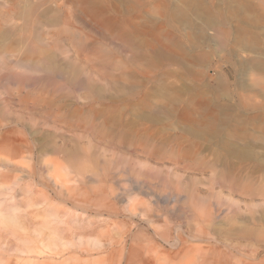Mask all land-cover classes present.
<instances>
[{
  "label": "rangeland",
  "instance_id": "rangeland-1",
  "mask_svg": "<svg viewBox=\"0 0 264 264\" xmlns=\"http://www.w3.org/2000/svg\"><path fill=\"white\" fill-rule=\"evenodd\" d=\"M48 2L0 25V264H264V0Z\"/></svg>",
  "mask_w": 264,
  "mask_h": 264
},
{
  "label": "bare ground",
  "instance_id": "bare-ground-1",
  "mask_svg": "<svg viewBox=\"0 0 264 264\" xmlns=\"http://www.w3.org/2000/svg\"><path fill=\"white\" fill-rule=\"evenodd\" d=\"M2 2H0V7L3 6V9L5 11L1 12L0 14V25H3V24H8L10 23L11 21H13L14 19H21L22 21H24L25 23L24 24H27L28 22H31V23H41V24H44V23H52V22H56L57 20H59V16H55V15H50V12L52 10H54V7L48 2V0H1ZM32 7H41V8H44L42 13L40 14H37V15H34L32 16L31 14H29V10L32 8ZM17 10V12H15L14 10ZM14 13V14H13ZM10 30V29H9ZM24 33V32H22ZM9 34L8 31H5L4 33H2V35L4 37H6L7 35ZM25 34V33H24ZM0 63L4 66V67H7L6 69H10V68H13L14 67H18V68H22V69H25V70H29V67H26L24 65H22L20 62H17V63H12L10 62L8 59H6L5 57L3 56H0ZM61 77V76H59ZM7 78V77H6ZM10 92V91H9ZM9 97V96H8ZM48 137V136H47ZM47 144V143H46ZM236 146V145H235ZM237 152L238 154L240 155H243L245 152H241V150H239V148L237 149ZM62 156V155H61ZM81 156V155H80ZM29 157V156H27ZM77 157H79V155H77ZM92 157V156H91ZM82 158V157H81ZM95 160V159H94ZM93 160V161H94ZM33 161V160H32ZM96 161V160H95ZM94 163V162H93ZM15 167V166H14ZM25 167V166H24ZM23 167V168H24ZM29 167V166H28ZM22 168V167H21ZM67 169L65 170L66 173L61 177L60 175H56L57 176V179L61 180V181H70V180H74L75 182H78L77 181V177L79 176L78 174L81 172V170L83 169L81 167V165H79L78 163H74V166H70V167H66ZM29 169V168H27ZM103 169V168H102ZM18 170V169H17ZM30 170V169H29ZM94 171V170H92ZM22 172V171H21ZM101 172V171H100ZM93 173V172H91ZM104 174V173H103ZM108 174V173H107ZM99 175V174H98ZM74 176V177H72ZM90 176V175H89ZM108 176H111V175H108ZM106 175V177H108ZM92 177V176H91ZM96 177V176H95ZM99 177V176H98ZM103 177V175L101 176ZM105 177V178H106ZM112 177V176H111ZM14 178V177H13ZM63 178L65 180H63ZM88 178V177H87ZM94 178V177H93ZM110 177H108L107 179H109ZM117 179V178H116ZM114 179V180H116ZM81 181V180H80ZM107 182H109V180H106ZM112 181V180H111ZM117 181V180H116ZM81 184L82 181L80 182ZM30 184V183H29ZM35 184V183H34ZM30 186V185H29ZM56 186H58L56 184ZM29 188V187H28ZM43 188V187H42ZM108 188V186H107ZM47 189V188H46ZM45 189V190H46ZM135 189V188H134ZM140 189V188H139ZM48 190V189H47ZM99 190V189H98ZM142 190V189H140ZM139 190V191H140ZM70 191V190H69ZM138 192V191H137ZM33 193V192H32ZM47 198V197H46ZM36 202V201H35ZM47 202V201H46ZM64 203V202H63ZM45 204V203H44ZM18 205V204H17ZM16 205V206H17ZM33 205V204H32ZM36 205V204H35ZM40 205V204H37V206ZM31 206V205H30ZM41 206V205H40ZM45 206V205H43ZM55 207V206H54ZM41 208V207H39ZM38 208V209H39ZM47 208V207H46ZM45 208V210H46ZM1 210V209H0ZM37 210V209H36ZM44 210V211H45ZM50 209H48L46 212H49ZM112 210V209H111ZM14 212V211H13ZM42 212V211H41ZM41 212H40V215H41ZM79 212V211H78ZM1 214V213H0ZM263 214V213H262ZM3 215V214H1ZM47 215V214H46ZM264 216V215H263ZM39 217V215L37 216ZM44 217V216H42ZM41 217V219H42ZM80 217V216H79ZM46 218V216H45ZM14 220L16 218H13ZM255 219V218H254ZM44 221V220H43ZM251 221H253V217H248V218H245V222L244 224H250ZM153 223V222H152ZM41 226V225H40ZM135 226V225H134ZM244 228H242L241 226L239 227H236L234 228V230H243ZM135 230V229H134ZM178 230V229H177ZM115 231V230H114ZM177 232V231H176ZM177 234V233H176ZM103 235V234H102ZM101 235V236H102ZM151 235V234H150ZM157 237V236H155ZM150 238V237H149ZM102 239V238H101ZM147 239V238H146ZM118 240V239H117ZM116 240V242H117ZM52 241V240H50ZM124 241H127V240H124ZM115 242V243H116ZM150 242V241H149ZM156 243V242H155ZM181 243V242H180ZM44 244V243H43ZM117 244V243H116ZM50 245V244H49ZM180 246V245H179ZM178 246V247H179ZM110 247V246H109ZM126 247V246H125ZM49 248V247H48ZM84 248V247H83ZM105 248V247H104ZM79 249V248H78ZM86 249V248H85ZM102 249V248H101ZM103 250V249H102ZM99 252V251H98ZM117 252V251H116ZM115 252V253H116ZM69 253V251H68ZM94 253V251H93ZM117 254V253H116ZM100 255V254H99ZM98 255V256H99ZM104 255V254H103ZM89 256V255H87ZM98 258V257H96ZM103 258V257H101ZM99 259V258H98ZM97 259V260H98ZM105 259V258H104ZM124 260V259H123ZM71 261V260H70ZM95 261V260H94ZM109 262V260H108ZM22 263H23V260H22ZM124 264V263H123Z\"/></svg>",
  "mask_w": 264,
  "mask_h": 264
}]
</instances>
